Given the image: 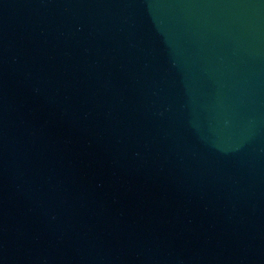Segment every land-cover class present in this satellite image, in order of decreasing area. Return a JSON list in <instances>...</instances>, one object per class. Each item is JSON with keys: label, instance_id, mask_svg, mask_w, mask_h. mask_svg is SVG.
<instances>
[{"label": "water", "instance_id": "95a60500", "mask_svg": "<svg viewBox=\"0 0 264 264\" xmlns=\"http://www.w3.org/2000/svg\"><path fill=\"white\" fill-rule=\"evenodd\" d=\"M0 264H264V0H0Z\"/></svg>", "mask_w": 264, "mask_h": 264}]
</instances>
